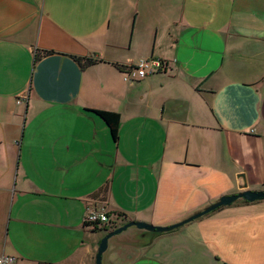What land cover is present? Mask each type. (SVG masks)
Here are the masks:
<instances>
[{
	"label": "crops",
	"instance_id": "obj_1",
	"mask_svg": "<svg viewBox=\"0 0 264 264\" xmlns=\"http://www.w3.org/2000/svg\"><path fill=\"white\" fill-rule=\"evenodd\" d=\"M146 59L166 68L114 66ZM91 111L120 116L116 142ZM246 190L264 191V0H0V255L95 264L89 208L107 233L170 226ZM215 212L131 231L107 264H264V200Z\"/></svg>",
	"mask_w": 264,
	"mask_h": 264
},
{
	"label": "water",
	"instance_id": "obj_2",
	"mask_svg": "<svg viewBox=\"0 0 264 264\" xmlns=\"http://www.w3.org/2000/svg\"><path fill=\"white\" fill-rule=\"evenodd\" d=\"M239 199L243 200L245 203H254V202H258V201H263L264 200V191L255 192V191H251V190H246V191H243V192L236 194V195L222 196L218 199L217 202L206 207L204 210L197 212V213L187 217L186 219H184L180 222H177L175 224H172L170 226H153V225L146 224L143 222L126 223V224L122 225L121 227L108 232L100 240V242L98 244V248H97V253L95 256V264H101L102 255L108 248L109 239L115 235L122 233L123 231L127 230L130 227H135L138 230H142V231L150 232V233H158V234L171 232V231L176 230V229H178V228H180V227H182V226H184V225H186V224H188L194 220H197V219H199V218H201V217H203V216H205V215H207L213 211H216L221 207L229 206Z\"/></svg>",
	"mask_w": 264,
	"mask_h": 264
},
{
	"label": "built area",
	"instance_id": "obj_3",
	"mask_svg": "<svg viewBox=\"0 0 264 264\" xmlns=\"http://www.w3.org/2000/svg\"><path fill=\"white\" fill-rule=\"evenodd\" d=\"M166 64V62L158 59L140 60L133 68L123 72L124 81L143 80L165 69ZM20 103L22 100H17V104ZM83 222L87 226H101L108 223V217L103 208L93 207L87 209ZM0 264H15V258L5 254L0 255Z\"/></svg>",
	"mask_w": 264,
	"mask_h": 264
},
{
	"label": "trees",
	"instance_id": "obj_4",
	"mask_svg": "<svg viewBox=\"0 0 264 264\" xmlns=\"http://www.w3.org/2000/svg\"><path fill=\"white\" fill-rule=\"evenodd\" d=\"M51 52H43L42 55H50ZM72 59L76 62V64L82 69H86L87 67H91L94 65H97L100 63L99 60L92 59V58H77L72 57ZM114 66L119 69L120 72H125L128 69L133 68L131 67H122L120 65L114 64ZM94 115H96L99 119H101L106 127L108 128L109 134L111 136V139L113 141H117L118 138V130H119V124H120V116L116 113L111 112H104V111H91ZM243 203H245L243 200H241ZM106 225L102 226H93V231H107ZM114 230V229H113Z\"/></svg>",
	"mask_w": 264,
	"mask_h": 264
},
{
	"label": "rangeland",
	"instance_id": "obj_5",
	"mask_svg": "<svg viewBox=\"0 0 264 264\" xmlns=\"http://www.w3.org/2000/svg\"><path fill=\"white\" fill-rule=\"evenodd\" d=\"M115 18L116 17H114V19L112 20V22L115 21ZM119 23H120V21H118V25H119ZM119 39H121V37ZM120 55H121V53H120ZM139 81H141V80L129 81V82L134 83V82H139ZM207 216H208L207 218H216L217 212L213 211V212L207 214ZM180 228H181L180 230L187 231V230H190L191 227L189 225H187V226H182ZM135 230H137L135 227H130L126 231H123L122 233L113 236L112 237L113 238L112 241L108 245L109 246L108 249L102 255L101 264H107V259L112 254L111 248H112L113 242H116L118 244V247H122L124 245V238H127V236L129 235V232L135 231ZM106 233H107L106 231H101V230L97 231V238H98V240L100 241L105 236ZM158 247H160V245H158L157 248ZM166 247H168V246H166ZM176 253L179 254V256L177 257V259H178L179 264H181V261H179V258L181 257V255H180L181 252L178 251ZM171 258H174V256H172Z\"/></svg>",
	"mask_w": 264,
	"mask_h": 264
}]
</instances>
